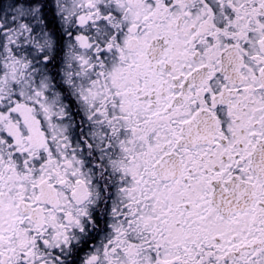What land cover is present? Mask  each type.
Masks as SVG:
<instances>
[{"label": "snow or ice", "instance_id": "snow-or-ice-1", "mask_svg": "<svg viewBox=\"0 0 264 264\" xmlns=\"http://www.w3.org/2000/svg\"><path fill=\"white\" fill-rule=\"evenodd\" d=\"M0 264H264V0H0Z\"/></svg>", "mask_w": 264, "mask_h": 264}]
</instances>
